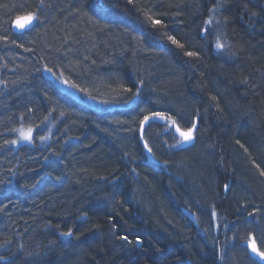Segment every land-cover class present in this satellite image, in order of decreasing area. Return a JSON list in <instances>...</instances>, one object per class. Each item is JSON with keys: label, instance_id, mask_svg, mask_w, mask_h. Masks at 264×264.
I'll use <instances>...</instances> for the list:
<instances>
[{"label": "trees", "instance_id": "trees-1", "mask_svg": "<svg viewBox=\"0 0 264 264\" xmlns=\"http://www.w3.org/2000/svg\"><path fill=\"white\" fill-rule=\"evenodd\" d=\"M206 2L0 0V264H258L208 244L264 241V0ZM47 72L121 105L103 120ZM154 113L168 121L145 130L151 159L138 123ZM21 128L31 145L13 143Z\"/></svg>", "mask_w": 264, "mask_h": 264}, {"label": "bare ground", "instance_id": "bare-ground-1", "mask_svg": "<svg viewBox=\"0 0 264 264\" xmlns=\"http://www.w3.org/2000/svg\"><path fill=\"white\" fill-rule=\"evenodd\" d=\"M211 1L212 0H207V5L206 6H208L210 3H211ZM252 1H254L255 2V0H251V2ZM26 16V15H25ZM14 22V21H13ZM13 22H11V30H12V32L13 33H15L16 34V31L14 30V28H13V26H12V24H13ZM34 26V25H33ZM32 26V27H33ZM31 27V28H32ZM30 28V29H31ZM206 34H207V31L206 30H203V33H202V36L203 37H205L206 36ZM221 39V38H220ZM227 39H228V37H227ZM97 102H98V104L96 103V105L93 107V111L94 112H96L97 114H99V116H97V117H99V118H101V119H103V120H105V119H107V116H106V114H105V109L106 110H114V109H116L115 108V105L116 104H118V106H120L121 105V103H106V101L102 98V96L97 100ZM101 103V104H100ZM127 104H133V107L132 108H134V106H136V103H132L131 102V98L129 99V101H128V103ZM126 104V106L128 107V105ZM130 108V107H129ZM100 109H103V110H100ZM157 113H154V114H151V115H156ZM159 114V113H158ZM161 114H159V115H156V116H160ZM95 116V117H96ZM148 116H150V115H148ZM148 116H146V115H143V117H142V121L140 120L139 121V123L138 124H140V129H139V137H140V142H141V144L143 145V148H144V151H145V153L148 155V151H147V149H146V147H144V141L146 140V137H145V132L146 131H144V132H141V128H142V123L144 122V120H145V117H148ZM155 116V117H156ZM151 124L152 123H155V124H158V125H163L164 124V121L163 120H161V119H157V117L153 120V121H151L150 122ZM23 130V128H21V129H19L18 131H17V136H18V134H19V132H21ZM144 130H147V127H145L144 128ZM143 133V134H142ZM48 139V138H47ZM183 140V138H181V141ZM146 142V141H145ZM194 143H195V141L191 144V145H189V141H187V142H182V144L185 146V147H182V148H187V147H191L192 145H194ZM148 144V143H147ZM28 145H31V143L30 144H28ZM52 148H54V145L51 143V141H49V140H41L40 141V146L38 147V149L40 150V151H42V153H47V154H52V153H54L53 152V150H52ZM149 149H150V151H152L151 150V148L150 147H148ZM149 156V155H148ZM150 157V156H149ZM60 156H57V155H54V157L53 158H51V162H56V161H59L60 160ZM55 160V161H54ZM180 164V166H181V163H179ZM182 167V166H181ZM118 179L119 178H117V181H118ZM120 180H122V179H119V182H120ZM181 180H182V185H187L188 186V184H187V179H186V177H185V175H182V178H181ZM103 182H107V180H103ZM116 183V182H115ZM227 186V185H226ZM228 188V187H227ZM226 188V189H227ZM129 191L132 193V194H139V192H138V190L134 187V186H130V188H129ZM225 197H227V193H226V191L224 192V198ZM253 213H258L259 214V212H258V210L257 209H255V211L253 210ZM236 215H237V218H240L241 219V221H247V218L244 216V214H238L237 212L235 213ZM250 218V217H249ZM248 218V219H249ZM214 220L215 221H220V218L218 217V216H216V215H214ZM219 229H217V231H218ZM214 231H216V230H214ZM214 234V232H212L211 233V236ZM222 235H220L218 232H217V237H216V235H213L212 237H211V241L209 242V244H208V248H210V249H212L213 250V252H214V250H217L218 252H219V254H218V256H217V259L220 261V262H223L226 258H228V254H230V252H225V251H228V250H230V248H233V245H235V246H238L242 251H245L246 252V257H247V259H248V261H253V262H256V263H258V264H264V258H262L260 255H258V253L259 252H264V241L262 240V238H260V240H258V239H256V238H254V237H246V236H237V237H235V238H233L232 239V243H231V246H227L228 244L227 243H221V241H220V238L219 237H221ZM210 237V236H209ZM192 238V237H191ZM192 241H193V243H200V240L198 239V241H197V235L194 233L193 234V238H192ZM253 243H255V245H256V248H257V252H253L252 251V248H251V245L253 244ZM218 244V245H217ZM140 246V245H139ZM218 246H220L223 250H225V251H223V250H221V249H219L218 248ZM8 261V259H5L1 254H0V263H4V262H7Z\"/></svg>", "mask_w": 264, "mask_h": 264}, {"label": "rangeland", "instance_id": "rangeland-1", "mask_svg": "<svg viewBox=\"0 0 264 264\" xmlns=\"http://www.w3.org/2000/svg\"><path fill=\"white\" fill-rule=\"evenodd\" d=\"M17 19V18H15ZM15 19L13 21H15ZM205 30H209L208 26L205 27ZM217 47V46H216ZM217 49H221V48H217ZM49 72L46 73L47 77H49L56 85L57 87H59V89L61 91H63V93H66L70 96L76 97L77 99H80L81 101H84V103L88 104V106H92L94 107L96 105V103L98 104V102L96 100H93L91 98H87V97H83L79 91L75 88V86L73 87L72 84L68 81H66L65 79H62L61 77L50 73ZM101 104V103H100ZM161 114V113H159ZM39 129V128H38ZM51 130V125H46V126H42L40 127V132H37L34 136H37L39 134H42L37 141H40L45 137V134L47 135L48 132H50ZM34 130H22L21 132H19L18 137H16L15 139V143H17V140L19 138V142L20 143H31V141L33 140V134H34ZM25 137H30L29 139H25ZM44 140H49V139H44ZM12 146V144H11ZM259 208V207H258ZM259 210V209H258ZM259 214L262 217V221L264 220V214L261 211V209L259 210ZM221 221H216V225H218ZM260 228H264V223L262 224V226H260ZM261 230V229H259Z\"/></svg>", "mask_w": 264, "mask_h": 264}, {"label": "water", "instance_id": "water-1", "mask_svg": "<svg viewBox=\"0 0 264 264\" xmlns=\"http://www.w3.org/2000/svg\"><path fill=\"white\" fill-rule=\"evenodd\" d=\"M28 16L30 15H26V16H22V17H18L17 19H15V21L13 22L12 26L14 28V30L16 31V33H22L24 31L29 30L33 25H34V17L32 20H28ZM32 16V15H31ZM19 25H23V27H20ZM156 115H150L148 116L147 120H144V122L142 123V128H141V132H144V128L148 126V124L153 121L156 117L157 119H161L164 122L166 121V117L164 115H160V116H156ZM197 122L195 123V127L192 129V134L193 132L196 130L197 127ZM143 134V133H142ZM193 143V139L191 141H189V145ZM145 145H147V142L144 141V147H146ZM147 151H148V155L150 157H152V152L149 151L148 145L146 147Z\"/></svg>", "mask_w": 264, "mask_h": 264}, {"label": "snow or ice", "instance_id": "snow-or-ice-1", "mask_svg": "<svg viewBox=\"0 0 264 264\" xmlns=\"http://www.w3.org/2000/svg\"><path fill=\"white\" fill-rule=\"evenodd\" d=\"M28 20H32L33 19V16H28L27 18ZM153 23H156V24H159L160 21L156 20V21H153ZM20 27H23V25H19ZM173 43H176L175 40H173ZM223 47V44L221 43H217V48H222ZM187 55H195V53H187ZM126 91H131V89H126ZM137 94H139V90H137ZM156 115H159L158 113ZM148 117H145V120H147ZM195 127V125H193V128ZM177 131H179V129H177ZM180 136L183 138V140L181 142H187V141H191L193 139V135H192V128H189L187 131H183V132H180ZM30 137H25V139H29ZM16 141H13V143H15ZM147 147V145H145ZM150 151V149H149ZM262 175H264V173H261ZM251 215V214H250ZM63 235H71V232H68V233H63ZM122 239L124 240H127L128 238L125 236L123 237ZM137 243H140L139 239H137ZM251 248H252V251L253 252H257V248H256V245L255 243H253L251 245ZM258 255H260L262 258H264V252H259Z\"/></svg>", "mask_w": 264, "mask_h": 264}]
</instances>
